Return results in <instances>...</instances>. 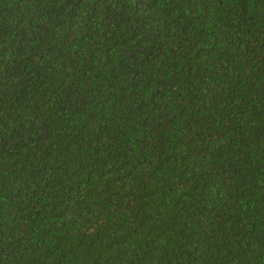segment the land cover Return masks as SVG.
<instances>
[{
	"label": "trees",
	"instance_id": "obj_1",
	"mask_svg": "<svg viewBox=\"0 0 264 264\" xmlns=\"http://www.w3.org/2000/svg\"><path fill=\"white\" fill-rule=\"evenodd\" d=\"M0 264H264V0H0Z\"/></svg>",
	"mask_w": 264,
	"mask_h": 264
}]
</instances>
